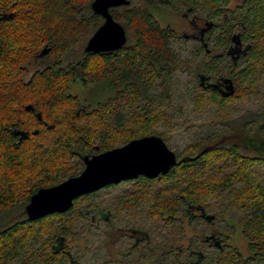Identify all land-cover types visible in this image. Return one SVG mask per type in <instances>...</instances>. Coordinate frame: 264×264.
Instances as JSON below:
<instances>
[{
	"label": "trees",
	"instance_id": "16d2710c",
	"mask_svg": "<svg viewBox=\"0 0 264 264\" xmlns=\"http://www.w3.org/2000/svg\"><path fill=\"white\" fill-rule=\"evenodd\" d=\"M93 1L0 0V264H264V181L252 169L264 164V0H129L111 8L127 43L102 53L85 51L104 21ZM163 7L204 17V36L180 38L156 19ZM75 47L80 58L65 65ZM77 82L104 96L81 100ZM236 102L248 105L233 116ZM207 105L214 118L187 126L199 132L168 173L124 181L148 189L111 206L101 189L28 218L32 195L79 175L84 156L152 134L168 145L163 130ZM238 228L247 256L230 243Z\"/></svg>",
	"mask_w": 264,
	"mask_h": 264
},
{
	"label": "water",
	"instance_id": "95a60500",
	"mask_svg": "<svg viewBox=\"0 0 264 264\" xmlns=\"http://www.w3.org/2000/svg\"><path fill=\"white\" fill-rule=\"evenodd\" d=\"M129 0H94L93 11L104 21L88 40L85 51L111 52L121 49L128 40L125 27L111 13V8L129 5ZM48 52L44 49L41 55ZM234 94L228 87L224 96ZM27 110L33 109L31 105ZM24 134V133H23ZM85 168L77 176L39 189L32 195L25 212L30 220L70 210L82 195L99 191L109 185L137 179L139 176L155 179L168 173L178 163V156L159 135H146L123 146L83 158Z\"/></svg>",
	"mask_w": 264,
	"mask_h": 264
},
{
	"label": "rangeland",
	"instance_id": "374dc122",
	"mask_svg": "<svg viewBox=\"0 0 264 264\" xmlns=\"http://www.w3.org/2000/svg\"><path fill=\"white\" fill-rule=\"evenodd\" d=\"M241 1L242 0H230V4H229L230 8L234 9L237 5L241 3ZM155 17L162 25L164 26L171 25L173 28H175L180 38L197 39V37L199 38V36L203 34L202 29L206 27L202 21L203 19H200L204 17L202 16L198 17V14L196 13H179L169 8L163 7L160 10L155 11ZM81 51H82V48H79V47H75L73 50H70L67 53V55L63 58V63L66 65L71 62H76L80 58ZM46 64H47V61L45 59H41L39 61L33 60L30 63H28L27 65L28 72L24 76V79L26 81L29 80L35 71L43 68ZM70 91L73 94H76L81 100L85 102L88 99L92 100V99H96L99 96H100L99 98H102L101 96H104V94L101 91L100 86L98 85L97 86L96 85L84 86L78 82L71 84ZM244 103L245 105L243 106L238 105L237 102L231 103L227 107V111L231 115L237 116L241 112L244 111V108L247 107L246 106L247 102H244ZM210 105H214V104L211 102ZM205 107L209 109V113L203 112L202 114H199V116L196 114H191L190 116H188V119H184V121H182L181 123H178L176 125L173 124L174 126L169 127V130L171 133L163 130V132L171 134L170 143L168 142V145L170 146L172 150L178 153L179 151H183L188 146V144L191 143L192 140L195 138L194 134L197 133L196 131L198 130V128L196 129L195 127L193 128L187 127V126H191L190 125L191 123H204L205 124V123L211 122V120L214 118L212 109L213 108L216 109V106L213 108H210L207 105ZM250 107H252L251 104H250ZM187 112L190 114L189 110H187ZM205 130H207L206 132H209V130L213 131L214 129L209 127L208 129L206 128ZM245 152L249 155H253L250 149L246 150ZM252 169L255 172L254 174L255 177L258 180L264 181V164H260V165L253 164ZM148 187L149 186L144 185V183H140L137 185L136 183L124 182V183L119 184L118 186L109 187L107 189H102L101 191H99L96 197L97 199L102 200L105 206H111L113 201L118 202L120 198H123V197L128 198V196L133 195L135 192H138V191L141 192L144 190V188L148 189ZM141 195L144 197L145 196L147 197L146 193H141ZM230 243L234 245L239 251H241L243 255L247 256L249 254L247 240L242 235L240 228L237 229L236 234L235 236L232 237V239L230 240ZM73 245L83 246V243H81L80 241H73ZM116 245L120 247L121 246L125 247L124 246L125 244L123 241H120V242L117 241ZM92 248L93 246L91 245L89 249H85L84 254L86 253L87 250L92 251ZM84 257L83 259H85Z\"/></svg>",
	"mask_w": 264,
	"mask_h": 264
},
{
	"label": "flooded vegetation",
	"instance_id": "af4514ba",
	"mask_svg": "<svg viewBox=\"0 0 264 264\" xmlns=\"http://www.w3.org/2000/svg\"><path fill=\"white\" fill-rule=\"evenodd\" d=\"M230 7V6H229ZM232 9V8H231ZM206 32V31H205ZM208 32H206L205 34H207ZM228 87H230V86H227V85H223L222 84V90H221V93L223 94L224 92H226L227 91V89H228ZM219 238L221 239V236L219 237L218 236V239L217 238H214V237H208L207 238V243L209 244V245H220L221 244V240H219Z\"/></svg>",
	"mask_w": 264,
	"mask_h": 264
}]
</instances>
